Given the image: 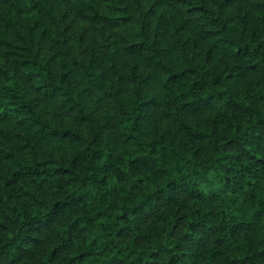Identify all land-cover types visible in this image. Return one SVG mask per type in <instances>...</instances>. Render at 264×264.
I'll return each mask as SVG.
<instances>
[{
    "label": "trees",
    "instance_id": "obj_1",
    "mask_svg": "<svg viewBox=\"0 0 264 264\" xmlns=\"http://www.w3.org/2000/svg\"><path fill=\"white\" fill-rule=\"evenodd\" d=\"M0 264H264V0H0Z\"/></svg>",
    "mask_w": 264,
    "mask_h": 264
}]
</instances>
